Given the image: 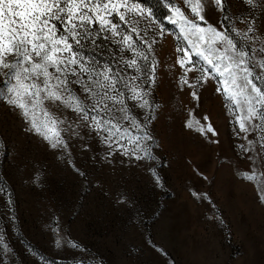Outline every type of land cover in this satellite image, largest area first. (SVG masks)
Segmentation results:
<instances>
[{
	"label": "rangeland",
	"instance_id": "1",
	"mask_svg": "<svg viewBox=\"0 0 264 264\" xmlns=\"http://www.w3.org/2000/svg\"><path fill=\"white\" fill-rule=\"evenodd\" d=\"M202 2L218 18L214 0ZM227 2L233 12L243 7L241 0ZM156 11L162 16L166 9L157 5ZM163 23L169 33L176 31ZM174 41L172 35L156 49L159 183L147 172L157 166L152 161L136 167L133 160L130 166L119 153L105 160L107 145L98 139L85 143L94 133L73 140L72 158L65 163L0 102V264H264V161L251 158L264 155V146L257 143L249 152L244 138L259 141L264 131L236 135L233 121L241 109L227 111V98L214 82L199 101L178 90L167 71L178 58ZM98 51L84 49L86 56ZM180 71L176 65L177 78ZM6 87L0 76V88ZM182 115L205 124L202 117H210L219 144L183 130ZM245 172L255 173L254 179ZM37 173H42L38 182ZM122 193L129 202H122Z\"/></svg>",
	"mask_w": 264,
	"mask_h": 264
},
{
	"label": "snow or ice",
	"instance_id": "2",
	"mask_svg": "<svg viewBox=\"0 0 264 264\" xmlns=\"http://www.w3.org/2000/svg\"><path fill=\"white\" fill-rule=\"evenodd\" d=\"M241 4L233 12L227 0H214L218 18L213 19L202 0H0V76L7 82L6 89L0 88V102L65 163L72 158L73 140L94 133L85 143L98 139L107 145L105 160L119 153L129 158L130 166L133 160L136 167L152 161L157 166L147 172L159 183L162 161L153 131L160 108L153 98L160 63L156 49L172 35L178 58L167 71L177 89L199 101L214 82L227 98V111L241 109L233 121L236 135L264 131V0ZM157 5L166 9L162 16ZM164 20L175 26L174 33ZM86 47L99 50L105 62L86 56ZM202 119L206 124L182 115L181 127L197 139L219 144L210 117ZM244 138L249 152H255L257 143L264 146V135L259 141ZM257 156L264 161L258 152L252 160ZM41 176L37 173L35 181ZM122 196V202L131 199L127 193ZM260 198L264 201V194Z\"/></svg>",
	"mask_w": 264,
	"mask_h": 264
},
{
	"label": "trees",
	"instance_id": "3",
	"mask_svg": "<svg viewBox=\"0 0 264 264\" xmlns=\"http://www.w3.org/2000/svg\"><path fill=\"white\" fill-rule=\"evenodd\" d=\"M153 3H155V2H153ZM98 52H100V51H98ZM97 52V54H95L94 56H96V58H97V60H100L101 61V55L99 54ZM102 61H104V60H102ZM3 153V145H2V143H1V141H0V155Z\"/></svg>",
	"mask_w": 264,
	"mask_h": 264
}]
</instances>
